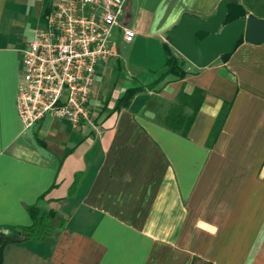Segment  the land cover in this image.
I'll list each match as a JSON object with an SVG mask.
<instances>
[{"label":"crops","instance_id":"1","mask_svg":"<svg viewBox=\"0 0 264 264\" xmlns=\"http://www.w3.org/2000/svg\"><path fill=\"white\" fill-rule=\"evenodd\" d=\"M54 1L0 0V228L31 226L32 206L65 225L8 245L3 264H264V44L243 42L202 70L187 62L184 79L149 91L168 52L180 57L162 34L183 14L208 19L220 0H127L113 57L95 70L90 123L48 115L24 130L22 51ZM194 89L203 102L186 136L166 129Z\"/></svg>","mask_w":264,"mask_h":264},{"label":"built area","instance_id":"2","mask_svg":"<svg viewBox=\"0 0 264 264\" xmlns=\"http://www.w3.org/2000/svg\"><path fill=\"white\" fill-rule=\"evenodd\" d=\"M127 0H55L22 51L16 109L24 130L46 116L90 123L95 70L113 53L111 38ZM132 32L122 29L130 44Z\"/></svg>","mask_w":264,"mask_h":264},{"label":"water","instance_id":"3","mask_svg":"<svg viewBox=\"0 0 264 264\" xmlns=\"http://www.w3.org/2000/svg\"><path fill=\"white\" fill-rule=\"evenodd\" d=\"M238 1L220 0L215 14L206 20L183 14L178 24L162 34L161 38L198 70L209 67L222 56L230 55L240 40L252 46L264 44V19L248 15L243 20L226 23L228 7ZM199 35L204 36L200 41L197 39ZM1 233L5 236L0 240V264H3L4 250L17 242V236L9 235L7 230Z\"/></svg>","mask_w":264,"mask_h":264},{"label":"trees","instance_id":"4","mask_svg":"<svg viewBox=\"0 0 264 264\" xmlns=\"http://www.w3.org/2000/svg\"><path fill=\"white\" fill-rule=\"evenodd\" d=\"M246 15L245 9L239 3L229 6L226 23L229 24L237 20H243ZM203 37V35H199L197 37L198 41H200ZM241 43H243L242 40H240L236 46ZM227 57L228 56H222L220 59L225 60ZM187 66H189V64L184 59L174 56L168 52V57L165 63L166 72L162 75V77H160V79L148 86L146 89L149 91L154 90L166 78H171L173 80L184 79L187 75ZM144 90V88L139 87L126 91V93L119 99L116 110L126 107L136 94L141 93ZM202 102L203 93L199 89H194L190 95L180 93L176 106H174L172 111L164 118L163 125L166 129L174 133L186 136ZM186 109H189L191 113L186 114ZM26 211L32 220L31 226L0 228V240L5 238L1 231L7 230L9 235L14 234L17 236L16 243H39L50 237L56 230L62 229L65 225V220L55 212H42L39 208H37V206L29 207Z\"/></svg>","mask_w":264,"mask_h":264},{"label":"rangeland","instance_id":"5","mask_svg":"<svg viewBox=\"0 0 264 264\" xmlns=\"http://www.w3.org/2000/svg\"><path fill=\"white\" fill-rule=\"evenodd\" d=\"M244 5L247 7L249 11L254 13L255 15L264 17V0H243ZM163 111H159L155 118H161L163 116Z\"/></svg>","mask_w":264,"mask_h":264}]
</instances>
